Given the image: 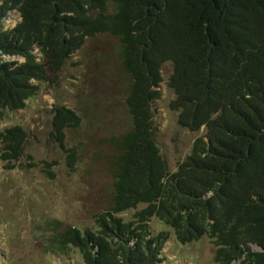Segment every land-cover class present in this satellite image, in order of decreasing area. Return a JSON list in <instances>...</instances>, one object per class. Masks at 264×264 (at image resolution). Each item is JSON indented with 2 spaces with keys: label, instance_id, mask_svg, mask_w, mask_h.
I'll return each instance as SVG.
<instances>
[{
  "label": "trees",
  "instance_id": "16d2710c",
  "mask_svg": "<svg viewBox=\"0 0 264 264\" xmlns=\"http://www.w3.org/2000/svg\"><path fill=\"white\" fill-rule=\"evenodd\" d=\"M106 34L128 77L130 127L109 139L110 205L93 226H54L53 253L78 255L77 264H161L168 240L207 237L217 264H264V0H0V118L57 85L70 57ZM166 62L178 124L204 130L173 172L153 108ZM52 113L51 137L72 167L79 155L66 129L81 118L65 105ZM27 138L20 125L2 130L1 158H23ZM141 204L132 219L119 216ZM153 217L171 232H151Z\"/></svg>",
  "mask_w": 264,
  "mask_h": 264
},
{
  "label": "rangeland",
  "instance_id": "374dc122",
  "mask_svg": "<svg viewBox=\"0 0 264 264\" xmlns=\"http://www.w3.org/2000/svg\"><path fill=\"white\" fill-rule=\"evenodd\" d=\"M16 19L19 17L7 19L8 25L12 27ZM117 45L118 40L108 34L89 39L67 61L57 85L44 84L24 108L0 118V132L20 125L28 133L25 156L18 161L1 158L0 142V264L80 262L78 255H55L50 238L54 226L61 230L93 226L94 217L110 205L114 183L111 157L116 149L109 139L130 127L124 102L128 77L120 65ZM171 72L172 63L166 62L161 98L153 108L156 138L173 172L204 130L192 132L178 124V112L169 107L174 97L167 85ZM56 105L73 109L81 118L79 127L66 129V146H75L79 155L72 167L50 134ZM143 207L141 204L119 216L132 219ZM150 230L171 232L156 217L150 221ZM163 251L168 259L161 264H217L214 245L207 237L187 244L171 239Z\"/></svg>",
  "mask_w": 264,
  "mask_h": 264
}]
</instances>
